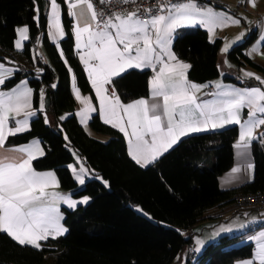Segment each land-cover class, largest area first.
<instances>
[{
    "label": "trees",
    "instance_id": "16d2710c",
    "mask_svg": "<svg viewBox=\"0 0 264 264\" xmlns=\"http://www.w3.org/2000/svg\"><path fill=\"white\" fill-rule=\"evenodd\" d=\"M57 1L62 6L66 32L60 44L63 56L46 32L44 11L48 0H0V60L29 65L6 81L5 87L12 88L30 78L36 101L41 90H50L47 111L55 120L49 125L40 114L29 131L9 137L6 145L19 147L41 141L46 152L34 162L35 168L54 170L65 191L90 199L87 204L65 211L68 231L48 241L42 249L19 246L0 233V264H174L181 253L191 250L192 238L186 234L208 212L235 204L238 193L264 192V142L257 141L252 146L254 180L223 191L219 178L233 167L237 126L186 137L147 167L132 160L123 134L99 116L93 117L90 128L109 139L89 136L75 116L77 100L71 74L84 93L91 92L92 87L75 48L73 19L67 14L66 3ZM37 9L41 12L39 20ZM22 26L28 27L29 39L18 51L16 30ZM40 40L48 62L36 54ZM250 41L236 46L228 54L229 59L264 72L245 53ZM220 48L221 41L211 42L201 28L185 31L173 45L177 57L192 65L189 78L197 83H208L220 76ZM37 68L40 71H35ZM150 79V71L130 70L114 78L113 84L116 94L127 103L150 95ZM64 114L70 116L63 120ZM74 153L92 175L83 187H79L68 167L75 162ZM242 240L241 235L220 237L204 249L198 264H236L252 258L254 245H237Z\"/></svg>",
    "mask_w": 264,
    "mask_h": 264
},
{
    "label": "snow or ice",
    "instance_id": "6c2138e0",
    "mask_svg": "<svg viewBox=\"0 0 264 264\" xmlns=\"http://www.w3.org/2000/svg\"><path fill=\"white\" fill-rule=\"evenodd\" d=\"M63 2L67 4V14L74 18L76 48L83 50L80 60L99 101L103 122L124 134L129 155L136 164L147 167L183 137L227 125L239 127V139L234 147L242 158L247 156L253 140H264V136L256 134V130L264 126V89L226 88L217 81L214 87L218 91L204 93L216 98L201 100L198 93L209 85L189 81L187 73L192 65L180 61L172 51L177 30L181 27L202 26L215 42L217 29L239 26L240 18L210 7L202 8L195 0L160 4L154 15L151 14L152 8L145 9L150 14L147 19L140 15V8L106 15L104 10L97 9L93 0ZM110 2L98 0L101 5ZM122 2L128 4L135 0ZM246 2L253 8L257 6V0ZM49 18V36L55 43L65 36L61 4L57 0H50ZM16 31L19 39L15 47L22 49L23 41L29 39V29L25 26ZM242 37L243 33L237 39ZM230 47L231 44H225L222 52L227 54ZM259 51L253 47L249 55ZM60 54L63 56L62 51ZM130 69H150L154 73L149 82L150 100L140 98L124 103L116 94L114 78ZM17 70L0 63V86ZM243 76L264 85V78L259 75L244 71ZM32 96L33 89L27 86L26 80L9 91L0 90V149L5 147L9 137L30 130V118L36 115L32 111ZM75 97L84 106L78 115L81 123L87 126L91 114L97 109L92 106L91 98L81 96L79 88L75 89ZM244 109L248 110L247 118L242 121ZM39 110L43 113V91L40 92ZM12 151L22 155L17 157L7 151L0 152V233L7 234L19 246L42 249L41 242L57 239L68 231L62 224L64 216L60 204L75 209L78 204H87L90 198L75 200L70 194L56 191L59 181L55 173L37 172L33 168L32 161L44 155L38 142ZM68 167L79 185H84L89 169L82 162L78 169L74 165ZM253 167L246 163L231 171L235 176L242 171L250 172ZM245 226L239 225L240 228ZM220 231L231 232L232 228H221ZM252 239L258 242L256 250L253 257L242 264H264V231ZM196 243L199 247L195 250L199 251L204 241L198 239Z\"/></svg>",
    "mask_w": 264,
    "mask_h": 264
},
{
    "label": "crops",
    "instance_id": "0c3cea01",
    "mask_svg": "<svg viewBox=\"0 0 264 264\" xmlns=\"http://www.w3.org/2000/svg\"><path fill=\"white\" fill-rule=\"evenodd\" d=\"M184 3H186V2H184ZM196 3L202 8L210 7V8H213L214 11L227 12L229 15H233V16H236L237 18L241 19V24L239 26H229V27H226V28L217 29V31H216L215 42L217 40L221 41V48H220L219 56H218V66H219V70H220V76L218 78H216V79H214V80H212V81H210L208 83H197V82L192 81L189 78V71H188L187 75H188L189 81L197 83V84H201V85H203V84H208L209 85L208 88H205L200 93H198V96L200 97V99L201 100H210V99H215L216 98V97H214L212 95H204V93H214V92L218 91L214 87V82H217V81L221 82L226 88H241L242 89V88H250V87H261L262 89H264V85H261L259 83V81H256L254 78L253 79H249V78H246V77L243 76V72L244 71H248V72H252V73H254L256 75H259L261 78H264V72L260 71L259 69L255 68V67H253L251 65H238L237 63L231 61L229 59V56H228V54L236 46H239V45H242L244 43H247V41L251 39V41L247 45L245 53H246L247 57L254 64H257L259 67H261L264 70V0H257V6L255 8L251 7V5H249L246 2V0H215L214 1L215 4L207 3L205 5H201L198 2H196ZM61 9H62V6H61ZM40 15H41V12L38 11V13H37L38 20L40 18ZM44 15H45V22H46V32H47V34L49 36L50 0H48V4H47L46 9L44 11ZM72 19H73L74 26H75L74 18L72 17ZM62 25H63V11H62ZM19 28H21V27H19ZM63 28H64V25H63ZM198 28H201V29L207 31L202 26H191V27H181V28H179L177 30V33H176V38L174 39L173 44H172V51H173L174 42L177 39V37L182 35L185 31L195 30V29H198ZM64 32H65V28H64ZM242 33H243V37L238 40L237 37H240ZM28 37H29V32H28ZM65 37H66V32H65V36L63 38H61L57 42H55L56 46L58 47V49L60 51H61L60 44H61L62 40ZM208 37H209V40L211 42H213L210 33H208ZM49 38H50V36H49ZM17 39H19V35H18ZM26 41L27 40L23 41V46H24V43ZM51 41H52V39H51ZM225 44H231V47H230L229 52L227 54L222 52V49L225 46ZM253 47L259 48L260 51L257 52L254 55H249V52L251 51V49ZM75 48H76V40H75ZM22 49H17V50L21 51ZM76 50H77V48H76ZM77 52H78V57H79V60H80V54L83 52V50L82 49L79 50V51L77 50ZM36 54H37V56L42 57L43 61L48 62V59L45 56V52H44L41 40L38 43V46H37V49H36ZM178 59L180 61L186 62L184 60H181L180 58H178ZM225 61H227V63H225ZM80 62L83 65V67H84V69L86 71L85 65L83 64V62L81 60H80ZM0 63H3L6 68L18 69L11 78H13L18 72H21L23 70V68H25L26 66L29 67V65H24V63H22V62H20L18 60L14 61V60H11V59H8L7 61H1L0 60ZM186 63H188V62H186ZM229 65H231V67H229ZM31 69H34V68H31ZM38 70H39L38 68L35 69V71H38ZM130 70H137V69H130ZM138 71H150L151 72V77L154 74L150 69H143V70H138ZM86 74H87V71H86ZM73 76H74V74L72 73L71 74V86H72L73 93L75 95V89L79 88V87L76 84V79H75V82L73 83ZM87 77H88V74H87ZM11 78L6 79V81L10 80ZM25 80L27 81V86L31 87L33 89L32 111L36 112V115L30 118V125H31L32 121L35 118H37L40 114L43 115L44 118H45V115H46L47 116V121H48L47 123L49 125H53L55 120H54L53 116L51 114H49L47 109L45 108L46 90L45 89L41 90L44 93V110H43V113H42L39 110V108H40V93H39V96H38V100L36 101L35 91H34V88L30 84V78H24L21 81H25ZM21 81L17 85H19L21 83ZM90 84H91V82H90ZM17 85H15V86H17ZM12 88L5 87V84L3 86H0V90H3V91H9ZM79 90H80V93H81L82 97L91 98L92 106L94 108H96L97 111L93 112L91 114V118L88 120L87 126H85L84 124L81 123V118L78 115V113H80V111L82 110V108L84 106L80 103L79 100L76 99L77 100V109L75 111V116L77 117V120L84 127L85 131L88 133L89 136H91L93 138H96V139L103 140V141H107L109 138L96 134L90 128V122H91V120L93 119L94 116H99L100 119L103 121L102 114L99 111V101L96 98L94 89L92 88V91L89 92V93H84L80 88H79ZM146 99L150 100L151 99L150 95L148 97H146ZM127 103H129V102H127ZM247 111H248L247 109H244V111L242 113V117H241L242 121L247 118ZM68 116H70V114L62 115V117H65V118H67ZM20 118H23V117H20ZM109 126H111V125H109ZM233 126H237V125H227L225 128H222V129L208 130V131H203V132H199V133L221 131V130H224V129H227V128H230V127H233ZM116 130H118V129H116ZM199 133H195V134H192V135H196V134H199ZM256 134L258 136H264V126H261L260 128H258L256 130ZM192 135H190V136H192ZM123 136H124V134H123ZM187 137H189V136H187ZM184 138H186V137H183L182 139H184ZM125 139L127 141L126 137H125ZM238 139H239V134L237 136L235 144L237 143ZM257 141L258 142H262V143L264 142V140H261V139L253 140L252 143H251L250 148L247 150V156L244 157V158H242L239 155V150H237L234 147V164H233V167L229 171L225 172L219 178V187L221 188V190L227 191V190L236 189V188L242 187V186H244V185H246L248 183H251L254 180V178H255V161H254V155H253L252 146ZM37 142H38L39 146L43 149L44 155H45L46 150H45L44 145L41 143V141L35 140V141H33V142H31L30 144H27V145H32V144L37 143ZM178 144H179V142L175 146H177ZM27 145H24V146H27ZM19 147H23V146H19ZM15 148H18V147H10V146L5 145V147L3 149H0V152L7 151L11 155H14V156H17V157L21 156L22 154L12 151ZM166 153H164L162 156H164ZM43 156L38 157L37 159L32 161L33 168L37 172H49V171L54 172L57 180L59 181L58 176H57V174H56V172L54 170H38V169L35 168L34 162L36 160L42 158ZM162 156H160L157 160H159ZM74 158H75V162L73 164H71V165L76 166L77 169H78L79 168V163L82 162L84 164V162H83L81 157H79L80 158L79 161L77 160L75 155H74ZM246 163H251L254 166L253 169L250 170V172L242 171L241 173L236 174L235 176L232 174L231 170L234 167H237V166L243 167ZM84 167L87 168L85 164H84ZM90 178H92V175L89 172V174L85 177V183ZM78 185H79V183H78ZM84 185H79V187H83ZM55 190L61 192L62 194H65V195H69L70 194L72 199H75V200H81V199H83V197H87V196L76 197L72 192L65 191L61 187L60 182H59V188L55 189ZM80 205H84V204H78L77 207L80 206ZM67 209H71V208H68L67 205H65L63 203L60 204V210H61V213H62V215L64 217H65V211ZM252 212L256 213L257 215L253 214ZM263 216H264V212H258V211L256 212V210L251 209V208H239V207H237L234 204L230 205V206H227V207H224V208H215V209L211 210L210 212H208L207 215L205 216V218L201 222H199L197 225H195L193 227V229L190 232L187 233L186 236H188V237L190 236L192 238L191 249L194 251L195 255H197V251L195 249L197 247H199L197 245V243H196V241L198 239L204 241L203 246L200 247V252H204V249L208 245H210L212 243H215L218 238H220L222 236H225V235H228V236L241 235V236H243V240L240 243H238L237 245H240L242 243H252L254 245V252H255L258 242L253 240L252 237L257 235L260 231H264V226L262 225L264 223V217ZM234 219H238L237 224H234V225L225 224L226 227H224V228L231 227L232 228L231 232H221L220 229H219V231H215V232L210 231L211 228L219 226V225H222V223L229 222V221L234 220ZM62 224L65 227L64 219L62 221ZM240 224H244L246 226L244 228H240L239 227ZM216 233H219V235H216ZM50 240H53V239L50 238L48 241H50ZM47 242H41L42 246L45 245ZM188 252H189V249L184 251L183 253H181L174 264H188L189 263ZM243 261H246V260H243ZM243 261H239L236 264H242ZM203 264H206V262H204Z\"/></svg>",
    "mask_w": 264,
    "mask_h": 264
},
{
    "label": "built area",
    "instance_id": "2783aa9c",
    "mask_svg": "<svg viewBox=\"0 0 264 264\" xmlns=\"http://www.w3.org/2000/svg\"><path fill=\"white\" fill-rule=\"evenodd\" d=\"M201 5L213 2L215 0H195ZM96 4L98 10H104L105 14H111L112 12L117 11H135L137 8H140V15L147 19L149 18V13L145 9L152 8V15L156 14V9L160 4H180L187 2V0H135V2H130L128 4H123L122 0H111L110 3L101 5L98 3V0H93ZM239 208H251L258 212H264V192L258 191L255 193H238L235 196V204ZM264 226V223L262 224ZM196 255L191 249L188 253V259L190 264H195L194 260Z\"/></svg>",
    "mask_w": 264,
    "mask_h": 264
},
{
    "label": "rangeland",
    "instance_id": "374dc122",
    "mask_svg": "<svg viewBox=\"0 0 264 264\" xmlns=\"http://www.w3.org/2000/svg\"><path fill=\"white\" fill-rule=\"evenodd\" d=\"M188 29V28H187ZM69 117V116H68ZM67 117V118H68ZM64 119H66V118H64ZM74 155H75V157L77 158V157H80L78 154H76V153H74ZM137 210L139 211V212H142L141 211V209L140 208H137ZM257 212V211H256ZM253 213V212H252ZM253 214H256V213H253ZM257 215V214H256ZM264 217V216H263ZM237 222H238V219H234V220H231V221H229V222H225V223H222V225H219V226H216V227H213V228H211L210 229V231H212V232H215V231H219V229H221L222 227L224 228V227H226V225L225 224H228V225H234V224H237ZM187 235V234H186ZM231 237H233V235L231 236ZM220 238H218L217 240H216V242L219 240ZM215 242V243H216ZM203 254V252H200V250L199 251H197V255H196V258H195V260H194V263L195 264H198L199 263V261H200V259H199V257L201 256Z\"/></svg>",
    "mask_w": 264,
    "mask_h": 264
},
{
    "label": "water",
    "instance_id": "95a60500",
    "mask_svg": "<svg viewBox=\"0 0 264 264\" xmlns=\"http://www.w3.org/2000/svg\"><path fill=\"white\" fill-rule=\"evenodd\" d=\"M51 105V95H50V90L46 91V98H45V108L48 110Z\"/></svg>",
    "mask_w": 264,
    "mask_h": 264
}]
</instances>
